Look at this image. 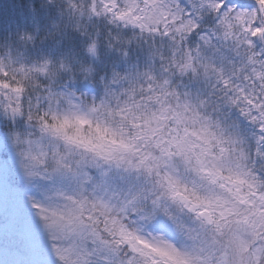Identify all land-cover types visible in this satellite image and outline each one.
Masks as SVG:
<instances>
[{
    "label": "snow or ice",
    "instance_id": "obj_1",
    "mask_svg": "<svg viewBox=\"0 0 264 264\" xmlns=\"http://www.w3.org/2000/svg\"><path fill=\"white\" fill-rule=\"evenodd\" d=\"M0 264H264V0H0Z\"/></svg>",
    "mask_w": 264,
    "mask_h": 264
}]
</instances>
